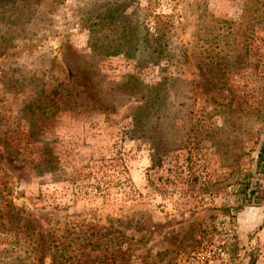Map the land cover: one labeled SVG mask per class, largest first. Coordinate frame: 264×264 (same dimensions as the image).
I'll use <instances>...</instances> for the list:
<instances>
[{"label": "rangeland", "instance_id": "rangeland-1", "mask_svg": "<svg viewBox=\"0 0 264 264\" xmlns=\"http://www.w3.org/2000/svg\"><path fill=\"white\" fill-rule=\"evenodd\" d=\"M12 1L0 0V264H175L212 240L264 264V0H127L133 29L98 36L129 53L110 55L80 24L94 0ZM164 79L152 109L142 94ZM139 105L149 136L132 138Z\"/></svg>", "mask_w": 264, "mask_h": 264}, {"label": "trees", "instance_id": "trees-1", "mask_svg": "<svg viewBox=\"0 0 264 264\" xmlns=\"http://www.w3.org/2000/svg\"><path fill=\"white\" fill-rule=\"evenodd\" d=\"M30 2V0H27ZM95 3H88L79 7V20L82 28L89 31V46L91 50L96 53H103L105 55L118 54L121 51L124 53H129V45L126 44V40H120L119 42H112V40L103 41L98 35L104 32L112 33L119 32L120 37L127 35L133 29L129 16L125 13L126 9L129 7L127 0H94ZM13 0L9 4H13ZM139 11V10H138ZM141 22L144 19L145 14H139ZM159 18V16H154ZM144 21V20H143ZM156 19V39L161 41L162 47L165 49L167 54V60L172 61L175 58V54L170 50L167 42L166 30L157 23ZM139 25V26H140ZM145 25H143L144 27ZM145 45L149 40L144 36L139 39ZM138 41L140 44L141 42ZM157 56L158 54L153 50ZM171 63V62H170ZM166 79L159 82L156 86L147 87L142 94V99L144 103L154 109L155 107H161L163 101L166 99L167 88L165 87ZM147 105H144L147 107ZM141 105L135 106L129 113L131 117V126L126 130L128 136L132 138H137L138 136H149L146 130L145 123L148 122L149 116H142ZM147 114L146 112H144ZM154 113V112H153ZM257 165H264V148L261 147L257 155ZM262 169H264L262 167ZM254 193L253 190H251ZM253 197V194L251 195ZM253 264V263H252Z\"/></svg>", "mask_w": 264, "mask_h": 264}, {"label": "built area", "instance_id": "built-area-1", "mask_svg": "<svg viewBox=\"0 0 264 264\" xmlns=\"http://www.w3.org/2000/svg\"><path fill=\"white\" fill-rule=\"evenodd\" d=\"M225 241L212 240L208 243H198L194 247H185L178 250L175 257V264H236L226 247ZM81 264H119L117 261H106L102 263H81ZM130 264H140L131 260Z\"/></svg>", "mask_w": 264, "mask_h": 264}, {"label": "flooded vegetation", "instance_id": "flooded-vegetation-1", "mask_svg": "<svg viewBox=\"0 0 264 264\" xmlns=\"http://www.w3.org/2000/svg\"><path fill=\"white\" fill-rule=\"evenodd\" d=\"M233 235H235V233H234ZM229 236H230V239H233L232 234H230ZM234 240H235V239H233V241H234ZM231 257L235 259L234 255L231 256ZM248 264H249V263H248Z\"/></svg>", "mask_w": 264, "mask_h": 264}]
</instances>
